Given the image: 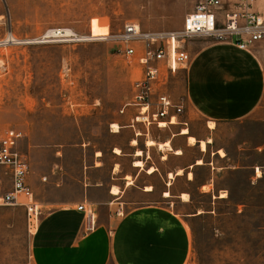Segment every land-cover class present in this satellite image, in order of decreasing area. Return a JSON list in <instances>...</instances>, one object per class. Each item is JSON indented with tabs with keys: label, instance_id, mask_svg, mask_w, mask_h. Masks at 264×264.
<instances>
[{
	"label": "rangeland",
	"instance_id": "rangeland-1",
	"mask_svg": "<svg viewBox=\"0 0 264 264\" xmlns=\"http://www.w3.org/2000/svg\"><path fill=\"white\" fill-rule=\"evenodd\" d=\"M194 5L195 0H0V39L13 34L34 41L0 48L6 58L0 70V136L9 129L23 134L18 149L31 165L40 218L61 204L84 200L85 185L86 199L100 212L108 188L119 184L115 178L132 180L137 189L151 182L158 191H169L176 207L201 214L191 221L189 264H264V114L212 129L202 116L183 112L178 123L165 128L152 125L148 131L136 124L144 133L136 138L129 126L133 110L121 112L142 67L137 56L120 52L119 31L128 21L144 31L180 30ZM257 8L264 14V0ZM56 28L65 35L35 42ZM198 42L187 39V49ZM180 70L168 69L167 87L176 100L183 97ZM113 123L119 132H113ZM183 127L199 139L211 138L207 151L199 144L186 146L185 137H176L165 153L146 145L148 139H172ZM179 148L181 155L174 152ZM138 158L145 168H157L153 176L143 171L136 177ZM199 158L204 164H196ZM183 168V174L169 176ZM10 176L0 167L1 192L11 189ZM182 191L190 194L186 205L180 203ZM35 230L23 205L0 206V264H32Z\"/></svg>",
	"mask_w": 264,
	"mask_h": 264
},
{
	"label": "crops",
	"instance_id": "crops-1",
	"mask_svg": "<svg viewBox=\"0 0 264 264\" xmlns=\"http://www.w3.org/2000/svg\"><path fill=\"white\" fill-rule=\"evenodd\" d=\"M195 38L200 42L190 50L191 63L180 70L184 88L183 97L177 100L184 103V113L202 116L216 125L264 114V40L241 49L231 42ZM138 132L136 138L144 134ZM176 137H185L186 146L192 145L189 135L181 130L168 139L171 144ZM195 137L201 149L202 139ZM179 149L183 154V148ZM163 159H167L166 154ZM134 162L136 177L143 171L151 177L157 171L155 167L150 173V166L140 167ZM117 170L115 167L114 174ZM177 171L172 173L177 175ZM115 179L119 184L108 188V198L102 202L106 207L98 212V226L93 231L85 230V214L78 209L79 203L88 200L86 185L84 200L61 204L44 213L32 237V264H189L194 244L191 221L201 214L176 207L172 195L165 196L166 190L158 191L151 182L147 186L152 189H137L134 181ZM114 186L119 187L118 194L112 192ZM183 193L188 192L182 191L181 199ZM189 202L180 201L183 205ZM120 204L126 208L117 213Z\"/></svg>",
	"mask_w": 264,
	"mask_h": 264
},
{
	"label": "built area",
	"instance_id": "built-area-1",
	"mask_svg": "<svg viewBox=\"0 0 264 264\" xmlns=\"http://www.w3.org/2000/svg\"><path fill=\"white\" fill-rule=\"evenodd\" d=\"M257 1L195 0L180 30L144 31L137 22L125 23L117 34V39L124 45L120 52L126 57L139 58L142 75L134 82L133 97L121 112L133 110L129 126L134 128L136 135L139 133L136 130L137 123H143L149 131L152 125L165 128L179 122L178 117L184 112L185 105L168 90V69H185L190 65L192 56L186 47L187 39L206 37L234 43L241 49H250L264 40V14L257 8ZM64 35L63 29L56 28L40 35L35 42L45 43ZM33 42L19 40L11 34L0 39V48ZM5 63V56L0 55V70L5 69ZM22 137V132L14 129L0 136V167L5 166L11 175V189L5 192L0 190V206L23 205L30 226L37 229L42 208L29 181L30 162L18 149ZM119 207L117 213H122L124 206L120 204ZM78 209L85 214V230H95L98 226V211L94 203L85 200L79 203Z\"/></svg>",
	"mask_w": 264,
	"mask_h": 264
},
{
	"label": "bare ground",
	"instance_id": "bare-ground-1",
	"mask_svg": "<svg viewBox=\"0 0 264 264\" xmlns=\"http://www.w3.org/2000/svg\"><path fill=\"white\" fill-rule=\"evenodd\" d=\"M67 32L69 33V32H71L70 30H67ZM174 123H176V122H174ZM215 125H216V123L214 122V121H210L209 122V127L210 128H215ZM112 127H113V132H119L120 131V125L118 124V123H113V125H112ZM181 133H183V134H188L189 135V143L190 144H192V145H196V144H198L199 142H198V140H197V138L194 136V135H192L191 133H190V130H189V128L188 127H183L182 129H181ZM212 141V139L211 138H209L207 141L206 140H201L200 141V146H201V149L203 150V151H206L207 150V148H208V142H211ZM137 140L136 139H133L132 140V144H137ZM146 144L148 145V146H153V145H158L159 146V148L161 149V150H166V149H172V144H171V142H170V140H167V141H165V142H159V143H156V141L155 140H153V139H148L147 140V142H146ZM117 153H119V154H121V150L119 149V148H117L116 150H115ZM220 152V154L221 155H225V153H224V151H222V150H220L219 151ZM142 153H143V151L142 150H138L137 151V154L136 155H142ZM175 153L176 154H181L182 153V150L181 149H176L175 150ZM134 164L135 165H137V166H143L144 167V161L143 160H140V159H137V160H135V162H134ZM198 164H204V161H203V159L202 158H200V159H198L197 160V165ZM156 170V168L155 167H153V166H150L149 168H148V172H150V173H152V172H154ZM182 172H183V170L182 169H179L178 171H177V175H180V174H182ZM261 173H260V170H258V175H260ZM169 176L171 177V178H173V177H175L176 175H174L172 172H170L169 173ZM190 177H192V173L190 174ZM129 183H132V180H130L129 181ZM153 187L152 186H147V189H152ZM119 187H117V186H114L113 187V189H112V192L114 193V194H118L119 193ZM172 194L169 192V191H166L165 192V196H171ZM189 194L188 193H183L182 194V199H184V200H189ZM227 196V193L226 192H222V194H221V197H226Z\"/></svg>",
	"mask_w": 264,
	"mask_h": 264
}]
</instances>
